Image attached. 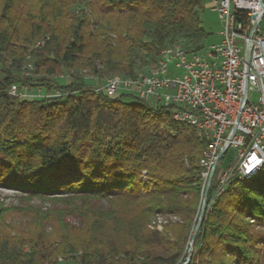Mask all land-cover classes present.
Instances as JSON below:
<instances>
[{"label": "trees", "instance_id": "16d2710c", "mask_svg": "<svg viewBox=\"0 0 264 264\" xmlns=\"http://www.w3.org/2000/svg\"><path fill=\"white\" fill-rule=\"evenodd\" d=\"M203 10L204 0H0V186L35 196L147 201L189 221L198 215L205 144L194 128L175 122L167 109L89 91L78 76L68 74L62 83L56 75L88 57L83 66L102 80L115 73L135 77L167 46L202 50L209 37ZM89 11L99 23L89 21ZM30 59L35 75L44 77L20 75ZM14 84L64 95L19 99L10 93ZM143 172L156 186L146 196ZM215 189L195 239L201 264L254 262L264 245V168L251 180L232 181L213 200ZM252 224L263 230L252 232ZM135 254L124 264L185 263ZM59 257L62 264H121V252L88 243L0 236V264H60Z\"/></svg>", "mask_w": 264, "mask_h": 264}, {"label": "built area", "instance_id": "2783aa9c", "mask_svg": "<svg viewBox=\"0 0 264 264\" xmlns=\"http://www.w3.org/2000/svg\"><path fill=\"white\" fill-rule=\"evenodd\" d=\"M221 21L218 43L202 50L180 43L164 48L157 63L132 82L113 77L87 90L108 97L128 95L171 111L175 122L195 129L205 144L200 160L203 192L219 198L234 180L247 181L264 168V0H206ZM12 85L19 99L62 97L59 91L34 95ZM34 90V89H33ZM230 163L218 169L227 154Z\"/></svg>", "mask_w": 264, "mask_h": 264}, {"label": "rangeland", "instance_id": "374dc122", "mask_svg": "<svg viewBox=\"0 0 264 264\" xmlns=\"http://www.w3.org/2000/svg\"><path fill=\"white\" fill-rule=\"evenodd\" d=\"M212 8L213 5L204 0L201 19L209 34L205 46L218 43L220 40L218 33L222 25L218 14ZM87 15L91 23H99L96 15H91L90 11ZM260 30L264 33V19ZM91 55L92 53L89 57ZM89 59L82 58V65L67 70L66 74L61 71L56 78L62 83H68L72 76H78L98 87L104 86L113 77L132 82L129 76L122 73H115L106 80L100 79L93 75L90 68L83 66L88 65ZM20 75L23 78L34 79L45 76L42 73L35 75V65L31 59L25 62ZM30 92L34 95L51 94L41 87L31 89ZM232 155L233 151L227 154L218 172L228 166ZM142 180L148 187L142 192L146 196L152 193L156 186L145 172ZM183 197L185 200L189 199L186 195ZM150 205L147 201L134 202L115 197L96 199L78 193L35 196L26 191L0 186V236L7 235L18 239L44 235L53 240L66 238L77 246H80V243H88L104 253L121 252V264L135 252L140 260H144V255L147 254L151 260L179 259V263L185 262L183 264H189L194 260L196 264H201L200 260L203 257L200 256V250H195V239L209 206L208 196L206 198L202 191L199 212L193 221L186 219L180 212H164ZM249 221L253 223L252 220ZM252 225V232L263 230L256 224ZM255 257L254 262L248 264H264V245H259ZM57 261L62 264L66 260L59 257ZM67 264H73L72 260Z\"/></svg>", "mask_w": 264, "mask_h": 264}, {"label": "water", "instance_id": "95a60500", "mask_svg": "<svg viewBox=\"0 0 264 264\" xmlns=\"http://www.w3.org/2000/svg\"><path fill=\"white\" fill-rule=\"evenodd\" d=\"M208 194H209V188H207V190H206V192H205V197H206V198H207ZM204 208H205V207H204ZM204 208H203V212H204ZM203 212H202V214H201L200 221L202 220Z\"/></svg>", "mask_w": 264, "mask_h": 264}]
</instances>
